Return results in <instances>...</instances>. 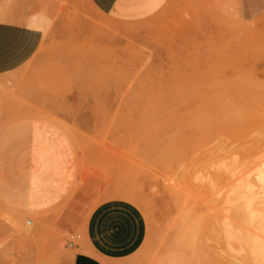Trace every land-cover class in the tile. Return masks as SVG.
<instances>
[{
    "label": "rangeland",
    "instance_id": "1",
    "mask_svg": "<svg viewBox=\"0 0 264 264\" xmlns=\"http://www.w3.org/2000/svg\"><path fill=\"white\" fill-rule=\"evenodd\" d=\"M51 2L40 51L0 79V140L35 125V146L53 158L35 156L25 174L28 194L41 191L33 207L7 208L14 228L0 240V264H70L85 249L92 210L113 199L138 206L147 220V240L130 264H226L223 240L181 241L193 228L183 218L206 202L171 194L182 170L162 147L176 121L250 78L259 82L264 125V0H169L136 23L112 21L89 0Z\"/></svg>",
    "mask_w": 264,
    "mask_h": 264
},
{
    "label": "bare ground",
    "instance_id": "2",
    "mask_svg": "<svg viewBox=\"0 0 264 264\" xmlns=\"http://www.w3.org/2000/svg\"><path fill=\"white\" fill-rule=\"evenodd\" d=\"M47 25L45 18L37 23L43 31ZM156 109L155 105L148 108ZM176 126L162 147L164 157L175 159L182 170L180 183L169 191L194 194L206 202V208H190L183 218L192 220L193 228L182 233L181 241L204 246L223 240L224 263L264 264V125L259 116V82L254 78L238 82L233 95L204 103L187 122L176 121ZM213 213H222L220 221ZM209 250L214 257L220 255L213 245Z\"/></svg>",
    "mask_w": 264,
    "mask_h": 264
},
{
    "label": "crops",
    "instance_id": "3",
    "mask_svg": "<svg viewBox=\"0 0 264 264\" xmlns=\"http://www.w3.org/2000/svg\"><path fill=\"white\" fill-rule=\"evenodd\" d=\"M89 1L112 21L136 23L155 16L169 0ZM51 4V0H0V79L22 69L38 54L45 36L37 23L49 16ZM37 137L38 127L23 125L7 131L0 140L5 157L0 159V240L14 228L7 208L30 210L31 201L41 197V191L34 198L28 194L25 180V174L34 169V157L53 165L50 149L35 146ZM85 235L84 251L75 254L70 264H130L145 245L148 224L138 206L113 199L92 210Z\"/></svg>",
    "mask_w": 264,
    "mask_h": 264
}]
</instances>
